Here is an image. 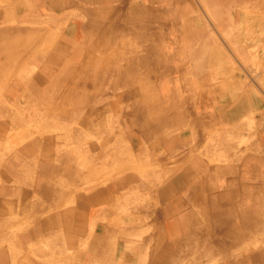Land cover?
Returning a JSON list of instances; mask_svg holds the SVG:
<instances>
[{"label": "rangeland", "instance_id": "obj_1", "mask_svg": "<svg viewBox=\"0 0 264 264\" xmlns=\"http://www.w3.org/2000/svg\"><path fill=\"white\" fill-rule=\"evenodd\" d=\"M186 1L189 2V0ZM223 1L228 2V5H226L224 8L213 5L212 7L210 0H190L191 6L193 7L187 5L188 3H178L180 5L179 7H176L178 9L170 7L174 4L172 0H128L122 5L128 18L137 21L138 19H146L149 13L148 9L150 7L156 9L157 4L153 3H164L166 9L163 11L156 9V13L148 19L147 25L151 33L161 34L164 39L170 40L166 41L167 44L170 42L173 43V41L185 42L187 40L186 38L197 35L195 27L191 31V35H185L186 33L183 29L187 23L193 24L192 16L197 19L199 25L197 26L201 28L203 33L202 39L207 42V44H204L205 46L202 48V53L207 56V53H211L215 51L217 47H220L231 61V65L228 66L236 71L238 76L242 77V89L244 91L250 90L253 92V121H250L249 123L248 119L243 117L238 140H241L242 147L246 145L259 147L264 141V28L253 26L251 28L244 29V27L245 24L249 25V22L251 24V21L248 19L252 14L253 24H255L256 21L258 24L264 23V15L254 14L256 10L250 7L247 3L240 2L239 6H237V3L234 6L235 0ZM11 2L12 0H0V41H6V39L9 37H14L21 41L26 38L29 32L32 31H27L28 29H31L32 27L46 28L49 27V23L58 30H55V28L49 29L50 32L54 31V37L51 41H48L47 44H45L44 53L40 52V55L35 59L33 56L27 55L24 57V59H22L21 63L18 64L17 71L15 73L7 75V78L0 75L2 78L0 79V117H3L2 121L9 128V131H7L8 134L7 136H4L3 142L1 140L2 143L0 146V155L3 157V161H7L8 159H18L17 163L20 168L13 171V174L10 177L12 180L6 185L8 187L10 186L11 189L16 188L21 192L19 195H16L13 191L12 193L14 196H8L4 191V183L0 182V251L3 253L5 252V254L10 256L14 255L12 257L13 259L9 261V264H15V259L27 251L25 248L27 245L31 246L28 248V251L31 250L33 253L32 256L26 257V264H79L80 261H83L81 258H85L83 261L85 264H91L93 262H98L101 264L104 260H106V258H109L107 255L105 256L100 254L101 249L100 251L95 252L97 255H95L94 258L100 257L98 260H91L93 256L89 254L92 250L90 249V245L93 241L92 238H94V236L97 234L96 232L98 231V227L100 229L103 224H111L114 218L112 226L115 229L112 231L117 230V232H120L125 236H132L135 234L134 231L136 225L139 224L135 220H132L136 219V217H139V219L141 218V222L151 221L157 224L159 218L156 210L160 212V209L163 208V212H165L167 205L173 201L171 197H163V190L160 189L161 186L156 187L151 193L152 196H154V199L157 200V202L155 201L157 203L155 204V211L151 208V205L144 204V201H142L143 203H138V200H136V204H133V207L125 206L123 202L121 203L123 206H109L108 209L110 214L107 211L102 214L100 211H97V209H99V207L100 209L101 207L106 208V205H104L105 203L112 204L116 202H108L104 200L101 203V206L99 205V207H97V204H93V209H90L87 205L86 209L84 210L85 216H89L95 212L96 215H102L99 217L98 223H93L92 225L86 224L88 229L86 235L87 238L86 236L82 237L81 241H79V245L73 243L75 237H68V231L66 229L67 227L65 224L61 223V225H54V230L59 234L55 237H52L49 234L44 235V237L48 238L49 240H47L46 245L42 244L40 246L42 240H45L42 235L44 234V230L41 225L46 219L42 221L39 226H37L36 222L34 223V221H31L30 224H26V219L30 218L31 214L33 219L38 218L37 215L43 218L51 217L52 215H59L62 217L71 209H74L78 206V197L82 196L81 194L88 195L90 192H98L104 197L107 194H110L112 191V195H115L114 197H116L117 193L115 192V182L119 181L118 178L122 177L123 172H127V175L121 179L126 178L128 181L136 180L137 177L130 175V172L138 174L153 171L155 168V162L153 160L161 165L163 170H167L171 166L172 168L176 169H173V171L169 170V172H167V174L162 177L164 182L178 177L176 172L182 164L179 159L184 152H187V150L179 154L177 159L171 157V152L180 153L181 151L177 150H182L185 143H188L193 138L197 140L198 138L203 137L204 132L193 127L191 128V123L192 125L194 123H200L201 125H204L205 123L213 122L216 118L209 120L210 113L206 110H201L197 103H192L187 107L186 105H182L180 107L183 108V110H178L177 112H170L165 109H160L159 113L157 114L158 117H165V115H167L168 119H174V121L171 122L173 124H170L163 130V137L156 138L152 136L150 143L146 140L148 145L152 146V151L161 153L160 157H152V160L149 154H140L144 152L143 146L141 147L142 143L140 141V137L131 131L127 125L129 124L132 128H134V125L132 124L134 111L135 108L138 105H141L142 102V97L134 95L133 92H137L138 89L141 88L158 89L159 87L162 88L163 86L175 87V78H172V76L175 75V73L172 74L174 65L172 66L170 63L172 57L168 60V63H170L171 66L166 69L163 68L160 73L156 74L146 72L145 79H141V82L131 80L129 87H123V85H120L114 89L101 90L93 97L92 107H89L88 101H84L78 106V111L74 113L75 105L71 106L72 104H70V117L67 119H61L58 114L54 113V111L48 112L45 110V104L48 106V104L54 98L51 96L53 94H51V92H49L47 95V99L49 98L50 100H46V102H40L39 105H34V98H36V96L38 97L39 94L34 93V91L27 90L29 88L30 80L36 76H42V78L44 77V79L47 81V76L49 73L51 74L54 72L55 74V70L58 68L57 66L62 64L60 61L62 57L61 53L63 52L61 51L62 48L65 47L68 49V47H73L68 52L66 51L67 53H70L74 48L77 49L78 47L88 49L87 41H82V38L85 34L89 35L90 30H86V32L82 33L79 25H84L88 20V16L83 13L82 7L85 6L86 8L93 9L95 6L86 5L84 1H78V5H76V7L72 6L64 10L46 5L44 6L43 13L40 10L34 13L32 16H22V13H20V15H13L12 10H6L7 6H9ZM106 4L112 5L113 7L120 6L118 1H109V3ZM253 7L255 9H264V0H253ZM180 13H183L184 15H180ZM240 15L242 19H240ZM178 17H181L179 19V24L176 27H173L172 23L178 19ZM51 19L55 20L56 22L51 23ZM235 19L237 20L235 21ZM163 26H167L169 28L168 33L162 32ZM71 31H73V33H71ZM143 42L147 43V46L145 47L146 52L151 48L148 53L152 49L162 50L166 47V50L171 49V47H168L169 45L160 47V43L157 45V42L150 39L142 42H135L137 48L141 49L140 44ZM118 53L119 52L115 47L114 54L116 55ZM94 56L96 59L100 57L97 52L94 54ZM76 59L77 58L75 56L73 59L69 56V58L64 57L62 60H65V62H69L71 64L75 63ZM176 59L178 63L184 65L187 63L186 61L191 58L177 57ZM143 60L144 58L139 59L138 63L143 64ZM161 61L162 60L160 59V62ZM118 65L119 77L118 79H113L114 82H119L121 80V76L132 77L128 75H130L132 72L134 66V57L131 55H125L124 57L118 59ZM23 66H25L26 69L23 68ZM207 66L208 64H200L199 68L206 70ZM45 68L53 70H46ZM177 69L179 70V67ZM18 72L21 73V76L18 74ZM149 74L152 75V77H149ZM184 75H182V77H184ZM159 78L160 80H158L156 84V80ZM3 80L4 83H2ZM18 80H20V86L18 88H13L15 84L18 83ZM194 80L197 79L195 78ZM45 84L47 85L48 83ZM217 87H222L225 89L224 91H226L227 85L211 86L206 81L199 86L196 85L192 88H189L183 85V81L181 80L179 88L181 91L171 95L154 96V101L165 106L166 104H171L172 101H175L182 96L191 95L193 93H201L202 91H207L208 89L211 90V88H214L207 96L200 97V103L205 106L211 98L216 97L224 92L219 90ZM108 95H113L115 99H107L106 97H108ZM229 97L234 98V96ZM122 102L128 103L132 107V110H130V112L120 113L118 109L120 108V103ZM110 104L113 105V110H115L114 116L119 117L121 115L122 119L115 121L116 118L112 117V114L105 113L104 117H107L106 119L110 117L112 118L109 119L110 121L101 130L104 135L109 132L114 137V142H116L114 152H117L118 154L113 155L112 153V155H106L105 157L101 158V156L97 157L99 151L97 141L99 139L98 137L91 135L89 132V130H91L90 126H94L93 123L89 122H93L95 118L102 115L103 112L99 108L101 105L108 106ZM177 105L178 104L175 103L176 107ZM57 106L58 105L55 107ZM195 106L198 110L197 112L192 111ZM254 112L258 113L257 116H255ZM217 119H219V117H217ZM221 122L222 124L219 127L223 126L225 123L223 119ZM2 130L3 129L1 127L0 135L3 133ZM216 131L211 135L213 137V141L218 138L217 135L213 136L216 134ZM23 133L25 136H23ZM93 133H96V135L100 134L98 130ZM180 136L183 138V140H181L180 146L175 149L176 151L167 152L166 146L172 141H175L174 139L179 138ZM209 141L210 139H204L199 144L200 146L197 149V153L204 152ZM34 142H36L37 145L32 144ZM229 142L230 140H228L226 146H229ZM26 145H33L35 147L34 149H36V151L33 155L23 154L24 151H21L23 150L21 148ZM76 150L80 151L83 156V160L77 168H74L70 166L69 161L71 158H74V156L77 155H74ZM38 151L39 155H37ZM69 151L73 153H67ZM47 152L54 154V156H49L50 154H47ZM191 153L193 155L194 152L192 151ZM63 154H65L63 159V167L69 174L71 182L76 183L79 181L77 180V175L80 172L86 173L87 177L97 174L99 175V178L93 182L94 185L91 187H76L70 185L68 187L70 193H67L68 195L64 197V200L59 201V203H62L61 205H56L53 202L47 203V201L41 198V195L38 191V186L43 179L42 174L44 172L47 171V177H44V180L48 177H50L51 180L53 177L51 175L52 172L55 171L57 173V157L58 155L62 156ZM32 156H36L34 160H32ZM26 157H31V159L27 160L33 162L30 164V171L28 164L23 163L25 164V167L20 166L22 159ZM184 161L186 162V160ZM258 162L260 171L264 172V161ZM75 164L77 166V161ZM258 167H255L253 170V177L256 176L254 172L258 171ZM111 169H113L114 172L109 175V171ZM130 169L132 171H130ZM229 170L230 168H227L226 171L228 172ZM13 176L14 178H12ZM61 177L64 179V173H62ZM24 178L26 179L25 182L23 181ZM112 178H117L118 180L113 183ZM260 182L261 184L259 185V190L264 193V181L260 180ZM25 187L29 189L28 192ZM135 189L138 190L137 187L131 186L126 188L124 193L128 194L129 190L134 191ZM142 190L143 189H140V194L142 193ZM160 190L162 191L160 192ZM254 192L255 191L253 190V194H255ZM42 193L46 197L55 195V192L49 186L46 187L45 190H42ZM124 193H122V197ZM151 194L144 192L143 196L145 198ZM159 195L161 196V200L159 199ZM257 195L258 194L253 195V197H255L254 203L258 206V209H263L264 196L263 199H259ZM121 196H119V198ZM17 198L18 200H15ZM38 200L39 205L34 206L35 203L37 204ZM161 201L164 202V207H162ZM257 206H255V208ZM118 210L120 211L118 212ZM233 212V208H229L227 210L228 215H233ZM114 215L117 217L115 218ZM117 218L121 221L126 219H129V221H126V226L121 227ZM47 221L48 220H46V222ZM70 224L71 223H68L67 225ZM206 228V226L202 225L204 234L211 236L214 228L210 229L209 231H207ZM263 228L264 225L262 223H258L253 227L255 230H260ZM144 230L148 235L153 230V225L148 223ZM125 231L127 234H124ZM34 232L41 234L39 237L40 239H36L35 237L31 236V233ZM109 232L110 230L106 228L101 232V234L106 235V240ZM194 235L195 237L191 240V242L195 240L194 242L199 241L201 244L205 245H213L215 243L211 237L202 236L201 228L198 232H195ZM98 242L100 241L98 240L97 243ZM136 242L140 243L143 241L142 239L136 238ZM149 242L150 241L147 242V248L150 249L151 257L149 254L148 257L151 261H155L157 255H155L154 251L157 253L159 251L157 249L158 242L157 240L155 242V239H151V243L148 245ZM154 242L155 245L153 246ZM180 245L181 241L178 240L176 246ZM252 245L253 247L248 251V253H245L247 255L243 254L241 257V262L248 261L253 258V261H256L257 264H264V238L254 237L248 246L251 247ZM114 246L115 245L113 244V249ZM125 246L128 247V245ZM139 248L133 247L134 250ZM8 249H10V251ZM256 249H258V251ZM42 252H45V255H38ZM85 254H89V256H84ZM132 255V251L127 255L120 254L118 259L124 257L122 261L125 262L126 259L132 260L131 264H135L136 261ZM147 259L146 262L149 264ZM234 261L235 259H228L225 261V264H235ZM236 261H238V258H236ZM123 263L121 262V264ZM204 263H206V261H202L200 264Z\"/></svg>", "mask_w": 264, "mask_h": 264}, {"label": "crops", "instance_id": "obj_2", "mask_svg": "<svg viewBox=\"0 0 264 264\" xmlns=\"http://www.w3.org/2000/svg\"><path fill=\"white\" fill-rule=\"evenodd\" d=\"M240 2L247 3L250 7L256 10L254 14L264 15V9H255L253 7V0H235L234 6L236 5V3H237V6H239ZM186 3H188L187 5L191 6L190 0L189 2H186ZM153 4H157L156 9L159 11H163L164 9H166L164 6V3L162 2L153 3ZM226 5H228V3L225 4L221 2L220 0H216L213 6L224 8ZM192 19H193V24H194L197 36L198 38L199 37L200 38L196 45L194 44L193 46L187 47L185 49V55L191 58L186 61L187 62L186 64L183 65L181 63H178L176 59L177 54H175L172 57L170 63L172 64V66L174 65L172 74L175 73V75L172 76V78H175V82H174L175 91L174 93H171V94H176L179 91H181L179 89L180 81L183 79L182 75H184L183 74L184 72H187L185 73L184 76L185 78H187L188 81H189V76H193L192 75L193 73L191 72H194L196 74L195 78L197 80H200L203 82L207 81L211 86H219V85L226 84L227 85L226 91H224L223 93H221L220 95L216 97L211 98L207 102L208 103L207 106H204L200 103L201 102L200 97L207 96L211 92V90H213L214 88H211V90L208 89L207 91H202L201 93H193L191 95H185L175 100V102H177L179 105V108L177 106V109L179 111L183 110V108L180 107L182 105L184 106L186 105L187 107L191 105L192 103H197L201 110L203 109L210 113L209 120H212L214 118L217 119V117H219V119L217 120L215 119L213 122H208V123H205L204 125H201L200 123H194L192 125L191 123V128L193 127L195 129H198L199 131L202 130L204 132L203 133L204 135L202 138H198L197 140L193 138L188 143H185L184 148L182 150H177V151H181L180 153L171 152V157L174 159H177L179 154L187 150V152H184L179 159L182 162V164L180 165L178 171L176 172L178 174L177 175L178 177L172 180H168L166 182L163 181L162 177L166 175L167 172H169V170L173 171L174 168H172L171 166L169 169L163 170L162 166L156 163V161L152 159V155H151L152 150H153L152 146L148 145V142L146 141V139L143 137V135H141V133L137 129L132 128L129 124L126 123L129 129L140 137V141L142 143L141 147L143 146L144 148V152L140 154L141 155L145 153L149 154L151 156V159L155 162V168L151 172L138 173V174H135L134 172H130V175H134L135 177H137L138 182H141L142 187H143V190L141 191L142 193L140 194L141 198L139 202L144 201L145 202L144 204L151 205V208L155 211L156 210L155 204H157L156 203L157 200L154 199V196H152L151 193L154 191L156 187L161 186L160 189H162L163 191H167L168 188L172 190L178 189V191L175 192V194L177 195V199L175 203L176 207L171 213H169L170 216L169 218L167 217L168 220L162 214L163 208L160 209L161 210L160 212L156 210L158 214V218H159L157 221V224L151 221L150 222L149 221L140 222L138 225H136L135 231H134L135 234L132 236H125L122 233L117 232V230L112 231L115 229L112 226L114 218L111 224L109 223H106L105 225L103 224L100 229L98 227V231L96 232L97 234L94 236V238H92L93 241H92V244L90 245V249H93V247L97 244L98 238L101 237V232L103 229L106 228L110 230V232L107 235V240H105L103 244L101 245V253H100L105 256L107 255L109 258H106L107 261L104 260L101 264H105V263L106 264H121L120 263L121 261L119 262V259H118L120 254L127 255L131 251L133 253L132 257L136 261L135 264H147L146 259L148 257V254L151 257L150 249L147 248V242L150 241L151 239H158L157 249L159 251L158 253L154 251L155 255L159 254V256H161V253H162L161 251H163L165 253L168 252L170 255L173 256L176 252L174 251L175 249L174 247L176 244H174L173 242L177 240L178 238L176 235L172 233V230L169 227V221L174 220V219H187V218L192 219L193 218L195 220H198L202 225L206 226L207 231L215 227H226V224H228V222L233 221L235 226L237 225L239 229L244 231V234L247 237L251 238L250 240H253L254 237L264 238V228L260 230H255L253 229V226L251 227L250 225L247 224L248 222H244L243 220H241L242 214L244 212H247L248 208L250 210V212L248 211V214H251L250 216L252 217L254 215L253 205L254 206H257V205L254 203L255 197H253V195L258 194L257 197L259 199H263V196H264V193L261 190H259V185L261 184L260 180L264 181V172L260 171V166L258 167V164H259L258 161H264V141L259 147L257 146L253 147V145H250V146L246 145L242 147L241 140H238L239 131L241 128V122L243 121V117H246L249 123L250 121H253V92H251L250 90L244 91L242 89L243 88L242 82H241L242 77L238 76V73L228 66V65H231V61L220 47H217V49L211 53H207L208 54L207 56H205L202 53V48L207 44V42L201 39L203 36L202 35L203 33L201 31V28L198 27L199 25H198L197 19H195V17L193 16H192ZM240 19H242V17ZM236 20L237 19H235V21ZM248 20L251 21V24L250 22H249V25L245 24L244 29L251 28L253 26L255 27L258 26V28L260 27L264 28V26H261V24H256V25L253 24V14L249 17ZM168 29L169 28L167 26L165 27L163 26L162 32L168 33ZM175 45H176L175 46L176 49H178L179 47H182L180 46L178 41L175 42ZM140 46H141L140 54H145L146 53L145 47L147 46V43L143 42L140 44ZM172 50L174 51L175 49H172ZM200 64H208L207 66L208 68H206V70L201 69L199 68ZM178 67H179V70L177 69ZM193 78L194 77H192V79ZM158 80H160V78L156 80V84ZM263 85H264V82H263ZM143 89L144 88L138 89V91L133 92V94L142 97L143 92H144L142 91ZM151 94H153V96L155 97L161 95V93L159 92L157 93L153 92ZM228 95L229 96L234 95V99L231 100V98ZM188 97L190 98L188 99ZM106 98L115 99L113 95L112 96L108 95V97ZM120 104L121 106L118 109L120 113L130 112V110H132V107L128 103L122 102ZM125 107H126V110H125ZM99 108L102 110L103 113L101 116L95 118L93 122L92 121L89 122V123L94 124V126H90L91 130H89V132L91 133V135L98 137L99 140L104 139L106 136L112 139L113 141L114 137L109 132L106 135H104L101 129H103L106 126V124L110 121L109 120L110 118L114 117L116 118L115 121H117V120L122 119V116L121 115L119 117L114 116L115 110H113L112 104L108 106L101 105V107ZM259 110H262V109H259ZM192 111L194 112L198 111L196 106L194 109H192ZM231 111L233 113L236 112V116L235 118L231 119V121H229L225 118V116L233 114ZM105 113L112 114L111 115L112 117L106 119L107 117L106 118L104 117ZM254 114L255 116H257L258 113L254 112ZM220 118L221 120L223 119L225 121V123L221 127H219L222 124ZM97 130L100 133L99 135H96V133H93ZM215 131H216V134H214L213 136L217 135L218 138L215 141H213V137L211 135ZM4 135H6V132H4ZM204 139L206 140L210 139V141L207 144L206 150L204 152L197 153L198 152L197 149L200 146L199 144ZM99 140L97 141V144ZM228 140H230L229 146H226V143H228ZM32 144H36V142ZM112 148H106L104 151H98L97 157L101 156V158H103L106 155H112V151H113ZM192 151L194 152L193 155L191 153ZM67 153H73V152L69 151ZM75 153L77 155L74 156V158L70 159L69 164L71 167L77 168L78 165H80L81 161L83 160L82 158L83 156L79 150H76ZM47 154H50V152H47ZM65 154H63L62 156L58 155L57 157L58 165L56 169L57 173L55 171L52 172L51 175L53 177L51 180H50V177H48L49 180L48 178L44 180V177H47L46 176L47 171L42 174L43 179L41 180V183L38 186V191L41 195V198L47 201V203L53 202L56 205H61L62 203H59V201L64 200V197L68 195L67 193H70V190L68 188L70 185L76 186V187H80V186L81 187H91L94 185L93 182L99 178V175L97 174L91 177H87L86 173L80 172L77 175L78 177L77 180L79 181L76 183L71 182L70 181L71 178L69 174L66 172V169L63 167V159H64ZM37 155H39V151ZM51 155L54 156V154H50L49 156ZM36 156H32V160H34ZM27 159H31V157L23 158L22 162L29 165L28 168L30 171V164H32L33 162L28 161ZM184 160L188 162L186 163ZM76 161H77V166L75 164ZM255 167H258V171H259V172L258 171L254 172V174L257 177L256 176L253 177V170L255 169ZM227 168H230L228 172L226 171ZM130 171L132 170L130 169ZM113 172H114L113 169H111L109 171V175H111ZM62 173H64V179L61 177ZM126 175H127V172H123L121 178L125 177ZM121 178H118V179H121ZM112 179H113V183L116 180H118L117 178H112ZM48 186L55 192L54 196L46 197L43 195L42 190H45V188ZM25 188L27 189V192H28L29 189L27 187ZM162 190H160V192ZM253 190L255 191L254 192L255 194H253ZM144 192H148L151 195L144 198L143 196ZM93 194L94 195L98 194V192H90L88 195H83V194L81 195L84 197H90ZM104 198L108 202L113 201L115 199L113 202H116V203H112V204L105 203L104 205H106V208L101 207L100 209L99 207L97 211L99 210L102 211V209L105 210L109 206L110 207L123 206L121 204L123 200L121 198L114 197L112 195V191L110 192V194H107ZM159 199L161 200L160 195H159ZM15 200H18V198ZM197 203H200V206ZM161 204H162V207H164L165 204L163 201H161ZM38 205H39V200L37 201V204L36 203L34 204V206H38ZM88 207L90 209L91 208L93 209L94 205L89 203ZM229 208H233L234 210L233 215H228L227 210ZM74 210H77V207L74 209H71L68 213H66L62 217H60L59 215L58 216L52 215L51 217L43 218L37 215L38 218L33 219L32 214H31L30 215L31 217L26 219L25 223L30 224L31 221H34V223L36 222L37 226H39L41 222L44 221L45 219L49 220L52 218L57 219L61 223L63 221H66L67 214H71L72 217H74L72 218L73 222L71 221L72 223L70 225L68 226L66 225L67 227L66 229L68 231V237L69 238L75 237V239L73 240V243L79 245V241H81V238L87 235L88 229H87L86 224L92 225L93 223L94 224L98 223L99 217L102 214L96 215L95 214L96 212H95L89 216H85V212H83L81 216H76L74 215L75 214ZM119 211L120 210H118V212ZM114 217L116 218L117 216L114 215ZM117 220L119 219L117 218ZM127 220L129 221V219H126L124 221L119 220L121 227L126 226ZM247 220L249 221L250 217H248ZM261 221L264 225L263 218H261ZM148 223L153 225V230L147 235L144 229ZM183 231L185 232L183 234H187L186 232H189L188 225H187V228L184 229ZM204 235L205 237H210L207 234H204ZM153 237H157V238H153ZM136 238L142 239L143 242H140V243L136 242ZM182 239H184V237L180 236L179 240H182ZM47 240L48 238H45V240L43 239L40 246L42 244L46 245ZM167 241H168V245H167ZM113 244L115 245L114 249H113ZM125 245H128V247H126ZM29 247L31 246L27 245L25 247L27 251L15 259L14 261L15 264H26V257L32 256V253H33L31 250H29L30 252L28 251ZM133 247H138V248L141 247V248L134 250ZM252 247L253 245L249 249H246L245 252H241L238 255V257H236L238 258V261H236V258H233L235 259L234 261L235 264L236 262L237 264L242 263L241 257L243 256V254L248 253V251ZM41 248H44V247H41ZM256 250L258 251V249ZM191 252L192 251H188L186 253L187 256H190ZM89 254L93 257L97 255L91 252ZM89 254H85L84 256L86 255L89 256ZM38 255L43 256L45 255V252H42ZM81 259L83 261L85 260V258H81ZM159 259H161V257H159ZM228 259L232 260V258H226V259L218 260L214 264H225V261ZM91 260H93V258H91ZM250 260H253V258ZM83 261H80L79 264H85ZM147 261H149V264H151V260L149 259V257ZM91 264H99V263L93 262ZM204 264H210V263H204Z\"/></svg>", "mask_w": 264, "mask_h": 264}, {"label": "bare ground", "instance_id": "obj_3", "mask_svg": "<svg viewBox=\"0 0 264 264\" xmlns=\"http://www.w3.org/2000/svg\"><path fill=\"white\" fill-rule=\"evenodd\" d=\"M78 1H84L86 5H93L95 6L93 9L86 8L85 6L82 7V11L84 14L88 16L87 22L83 25H79L80 30L83 32H86V30H90L89 35H84L82 38V41H87L88 43V49L83 48H74L73 51L70 53H67L72 48L66 49L65 47L61 49L63 51L61 53V62L62 64H59L54 72L47 76V81L42 78V76H36L32 78L29 82V88L28 91H34V93H38V97L34 98L35 102L34 105H39L40 102H46L47 95L49 92H51V96H53V100L48 104V106L45 104L46 111H54V113L58 114V116L61 119H67L70 117L69 115V105L71 106L75 105V112L78 111V106L81 105L84 101L89 102V107H92V99L93 97L100 92L101 90H107V89H114L120 85H123V87H129L130 82L132 81H138L141 82V79H145L146 72L149 73H160L162 69H166L169 66H171L170 63H168V60L173 57L175 54H177V57H184V58H190L185 55V49L187 47L196 45L199 41V38L197 35L194 37L186 38L187 40L185 42H179L180 46L178 49L175 48V42L173 43H166V40L161 36V34L151 33L149 31V27L147 25L148 19L152 17L156 13V9L149 8V13L146 17V19H138L137 21L131 20L128 18L123 3L128 0H12V2L7 6V11L12 10L13 15H20L22 13V16H32L37 11H44V6L48 5L53 8H59L60 10H64L68 7H76L78 5ZM109 1H118L120 6H112L108 5L106 3H109ZM173 5L170 7L176 8L180 5L178 3H186V0H172ZM216 1V0H215ZM214 0H210L211 6L215 4ZM223 3H228L227 1L220 0ZM178 9V8H176ZM183 10V9H182ZM183 13H180L182 15ZM184 15V14H183ZM181 17H178L173 23L172 26L176 27L179 24V19ZM51 23L56 22L55 20L51 19ZM242 22V21H241ZM257 22V21H256ZM255 22V25L258 24ZM168 23V22H167ZM239 23V22H238ZM186 25V24H185ZM261 26H264V23H261ZM54 29L50 23L49 27L46 28H34L32 27L29 30H32L27 34L26 38L23 40H18L14 37H9L6 39V41H0V75L2 77H6L7 75L11 73H15L17 71V66L19 63H21L22 59H24L25 56H33L35 59L37 56L41 53H44L45 49L44 46L47 44L48 41H51L53 39V32H50L49 29ZM76 28V27H75ZM185 35H191V31L194 29V24L187 23L186 26L183 27ZM55 30H58L55 28ZM75 30V29H74ZM73 33V31H71ZM153 40L157 42V45L160 43V47H171V49L163 48L162 50H151L149 53L148 51L145 54H140L141 49L137 48L135 42H142L146 40ZM202 39V38H201ZM115 47L118 54H114ZM172 49H175L174 51ZM67 51V52H66ZM97 52V54L100 55L98 59L95 58L94 54ZM69 54V55H68ZM193 54V53H192ZM125 55H131L134 57V66L132 69V72L128 76L132 77H120L119 82H114L113 79H118V59L121 57H124ZM211 55V54H210ZM74 58V56L77 58L75 63H69L63 61L62 59L64 57L66 58ZM144 58L143 64H139L138 60ZM160 59L162 60L160 62ZM58 61V62H60ZM57 62V63H58ZM210 67V66H209ZM25 68V66H23ZM49 68V67H48ZM46 70H53L48 69ZM208 68V67H206ZM26 69V68H25ZM195 70V69H194ZM217 70V69H216ZM191 72V71H190ZM187 73V72H185ZM184 73V74H185ZM193 76H189V81L187 78L182 77L183 85L186 87L192 88L196 85H200L203 82H200L199 80H194L196 74L194 72ZM18 74L21 76V73L18 72ZM203 75V74H202ZM19 76V77H20ZM149 77H152V75H148ZM192 77H194L192 79ZM0 79H2L0 77ZM4 83V80L2 81ZM45 83H48L47 85ZM20 80H18V83L15 84L13 88H18L20 85ZM44 87H43V86ZM219 90L224 91L225 89L222 87H217ZM157 90V91H155ZM142 91V102L141 105H138L135 108L134 115L132 118V124L134 125V128L137 129L141 135L144 136V138L150 143V139L152 136L156 138L163 137V130L168 127L174 119H168V116L165 115V117H158L157 114L159 113L160 109H165L170 112L177 111V107L175 106V103L178 104L175 101H172L171 104L159 105L156 104L154 101L153 92L161 93L160 96L163 95H169L171 93H174L175 89L174 87H167L163 86L162 88L159 87L158 89H148L144 88ZM32 95V94H31ZM50 96V98H51ZM229 96V95H228ZM234 96V95H231ZM190 97H188L189 99ZM231 100H233V97H230ZM186 102V101H185ZM243 103V102H242ZM238 104V103H237ZM58 105L57 107H55ZM208 103L205 105L207 106ZM235 105V104H234ZM179 106V105H177ZM238 107V106H237ZM244 107V106H243ZM44 109V108H43ZM232 110V109H231ZM166 112V111H165ZM232 112V111H231ZM233 113V112H232ZM212 116V115H211ZM236 112L233 114H230L228 116H225V118L229 121L231 119L235 118ZM3 117H0V128L2 127L3 133L0 135V146L1 143L4 140V136H7L9 131V128L4 122L2 121ZM4 132H6V135H4ZM23 136L25 134L23 133ZM2 140V142H1ZM6 140V139H5ZM175 141H172L166 146L167 152L169 151H175L178 146L181 144V140L183 138L180 136L179 138L174 139ZM18 143V142H17ZM114 139L108 138L105 136L104 139L99 140L98 147L99 151H104L106 148H112L113 146V155H117V152H114L115 149ZM33 145H26L24 146L23 154L24 155H33L36 149ZM78 152V151H77ZM124 152V151H123ZM121 152V153H123ZM120 153V151H119ZM160 152L152 151V157L159 158ZM76 155V153H74ZM70 156V155H69ZM16 159H8L7 161H3V157L0 155V182L4 183V191L5 194L8 196H14L12 193L15 192L16 195H19L21 192L18 189H11L10 186L8 187L6 184L9 183L12 179H10L11 175L13 174V171L16 169L18 170L20 167L18 166ZM21 167H25V164L23 162L20 163ZM14 178V176L12 177ZM25 178L23 181L25 182ZM150 180V179H149ZM153 182V181H152ZM151 182V183H152ZM150 183V182H149ZM154 183V182H153ZM131 186L137 187L138 190L128 191V194L124 193L126 188H129ZM140 189H143L141 182H138V179L136 180H127L119 179V181L115 182V192L117 193L116 198H119V196L123 194L122 202L125 206H134L133 204H136V200H140ZM177 190H172L168 188L167 191H163V197H171L173 201L167 205V208L165 209V212H163V216L165 218H169L170 214L176 207V199L177 195L175 192ZM174 192V193H172ZM115 196V195H113ZM105 197V196H104ZM101 194H93L90 197H84L80 196L78 197V206L77 210L75 211L76 216H81L84 212V209L86 206L91 203L97 204L101 206V203L105 200ZM115 200V199H114ZM113 200V201H114ZM112 201V202H113ZM200 206V203H197ZM100 211V210H99ZM109 213V209H102L100 213L104 212ZM248 211L250 212L249 208L247 212H244L242 214L241 220L244 222H248L247 224L251 227L255 226L256 224L262 223L261 218L264 219V208L258 209V206L255 208L253 206V217L250 216L251 214H248ZM110 214V213H109ZM66 221H63L61 223L67 225L68 223H72L74 217H72L71 214L66 215ZM250 217V220L248 221L247 218ZM135 220L137 223H140L142 220L139 217H136ZM240 220V221H241ZM72 221V222H71ZM132 221V220H131ZM61 223L55 219H49L47 222H45L41 225L43 227V237L44 235H51L52 237L57 236L59 233L54 230L55 224ZM263 224V223H262ZM189 228V232L185 233L183 230ZM68 226V225H67ZM169 227L172 230V233L176 236H178V239L175 240L173 243L177 245V241L179 240L180 236H184V239L179 240L181 241L180 246L175 245L174 251L175 254L172 256L168 252L161 251V256L159 254L157 255L155 261H151L152 264H200L202 261H206V263H216L218 260L226 259V258H236L241 252H245L246 249H249L248 246L252 240L251 238L247 237L244 234V231L238 228V226L234 225L233 221L228 222L226 224V227H215L212 231V235L210 236L215 243L213 245H205L201 244L199 241L194 242L191 240L195 237V232H198L201 228L202 236L205 237L202 224L195 219H174L169 221ZM42 229V228H41ZM32 237H35L36 239H40L39 237L41 234L34 232L31 233ZM56 234V235H55ZM124 234H127L125 231ZM45 238V237H44ZM157 238V237H156ZM49 240V239H48ZM100 242H98L93 249L91 250V253H95L97 251H100L101 245L106 240V235L101 234V237L98 238ZM158 239H155V242ZM155 242L153 243V246L155 245ZM158 242V241H157ZM151 240L148 245H150ZM152 249V247H151ZM10 251V249H8ZM7 250V251H8ZM192 251L190 256H187V252ZM221 252V253H220ZM160 253V252H159ZM224 253V254H222ZM14 255H7L5 252L0 251V264H9V261L12 260ZM161 259H159V257ZM221 256V257H220ZM93 260H98L99 258L92 257ZM124 257L119 259V262L122 261ZM132 260H127L123 264H131ZM141 261V260H140ZM120 262V263H121ZM255 264L256 261L250 260V261H242L240 264Z\"/></svg>", "mask_w": 264, "mask_h": 264}]
</instances>
